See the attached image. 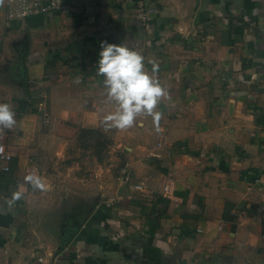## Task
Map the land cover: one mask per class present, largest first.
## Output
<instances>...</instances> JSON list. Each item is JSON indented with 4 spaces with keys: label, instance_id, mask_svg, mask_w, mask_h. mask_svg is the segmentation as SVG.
<instances>
[{
    "label": "crops",
    "instance_id": "0c3cea01",
    "mask_svg": "<svg viewBox=\"0 0 264 264\" xmlns=\"http://www.w3.org/2000/svg\"><path fill=\"white\" fill-rule=\"evenodd\" d=\"M67 1L23 19L0 4V103L16 120L0 135V264H264V0H145L147 23L138 0ZM101 41L158 66V124L106 128ZM83 128L129 179L81 153Z\"/></svg>",
    "mask_w": 264,
    "mask_h": 264
},
{
    "label": "clouds",
    "instance_id": "9594fccd",
    "mask_svg": "<svg viewBox=\"0 0 264 264\" xmlns=\"http://www.w3.org/2000/svg\"><path fill=\"white\" fill-rule=\"evenodd\" d=\"M100 49L96 75L103 77L105 102L115 105V111L104 118L106 128L126 130L141 116H150L158 124L162 113L157 107L162 100L170 98L167 89L156 78L158 66L153 64L149 72L143 55L125 44L101 41ZM76 82L79 83V79ZM15 123L12 106L0 103V131L11 129ZM28 180L34 187L43 186L38 176H29ZM20 196L21 193H14L13 199Z\"/></svg>",
    "mask_w": 264,
    "mask_h": 264
},
{
    "label": "built area",
    "instance_id": "2783aa9c",
    "mask_svg": "<svg viewBox=\"0 0 264 264\" xmlns=\"http://www.w3.org/2000/svg\"><path fill=\"white\" fill-rule=\"evenodd\" d=\"M6 15L8 18L23 19L34 14H44L53 11L68 12L72 10V4L67 0H6ZM138 7L140 10V19L143 23H147L151 15V9L147 7L145 0H138ZM47 93H43L39 96L38 109L42 112L45 120L48 121L50 117L49 110L47 108ZM4 133L0 131V135ZM13 158V152L8 148L7 144L0 140V161L4 162V170H9V163ZM123 175L129 179L131 170L128 166H124L122 169ZM166 191H169V186L165 187ZM43 261V259L41 258ZM44 264H59L57 261L52 260L44 262Z\"/></svg>",
    "mask_w": 264,
    "mask_h": 264
},
{
    "label": "rangeland",
    "instance_id": "374dc122",
    "mask_svg": "<svg viewBox=\"0 0 264 264\" xmlns=\"http://www.w3.org/2000/svg\"><path fill=\"white\" fill-rule=\"evenodd\" d=\"M101 133V135L96 133L86 134L82 138L81 153L88 155L90 152L92 157H96L99 169L101 167H111L115 174L122 172V162L115 161L114 155L111 152L110 138L105 133Z\"/></svg>",
    "mask_w": 264,
    "mask_h": 264
},
{
    "label": "trees",
    "instance_id": "16d2710c",
    "mask_svg": "<svg viewBox=\"0 0 264 264\" xmlns=\"http://www.w3.org/2000/svg\"><path fill=\"white\" fill-rule=\"evenodd\" d=\"M102 131L101 130H99V129H94V128H83L82 130H81V139L83 138V137H85V135L86 134H91V133H96V134H102L101 133Z\"/></svg>",
    "mask_w": 264,
    "mask_h": 264
}]
</instances>
